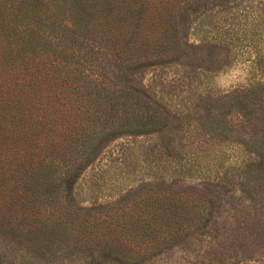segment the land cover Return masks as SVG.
I'll return each instance as SVG.
<instances>
[{"label":"rangeland","instance_id":"374dc122","mask_svg":"<svg viewBox=\"0 0 264 264\" xmlns=\"http://www.w3.org/2000/svg\"><path fill=\"white\" fill-rule=\"evenodd\" d=\"M149 1L171 10L196 46L190 60L171 52L130 76L172 122L162 133L109 141L69 196L71 211H92L76 220L65 217V203L50 206L46 213L71 230L44 249L9 231L22 227L23 209L16 182L0 177V264H264V0ZM60 44L79 49L67 36ZM97 52L87 59L99 65ZM36 144L29 154L16 149L22 176L40 154ZM8 151L0 141V173ZM169 212L179 215L174 230L162 221ZM123 217L150 220L147 241H123L113 228ZM107 235L122 246L101 248Z\"/></svg>","mask_w":264,"mask_h":264},{"label":"trees","instance_id":"16d2710c","mask_svg":"<svg viewBox=\"0 0 264 264\" xmlns=\"http://www.w3.org/2000/svg\"><path fill=\"white\" fill-rule=\"evenodd\" d=\"M185 31L171 10L152 8L149 0H0V141L9 150L0 177L16 182L15 200L23 209L22 227L11 226V233L39 249L60 241L71 226L46 210L65 203V217L76 220L92 211H71L69 196L103 147L119 137L167 129L171 113L130 76L171 52L192 59L196 46L185 40ZM63 36L79 49H63ZM96 51L105 55L99 65L87 59ZM31 141L40 154L22 176L18 167L25 162L18 163L16 149L22 144L29 154ZM162 215L168 230L176 229L179 215ZM113 228L123 241H147L153 231L141 217H123ZM100 243L104 250L122 246L112 245L110 235Z\"/></svg>","mask_w":264,"mask_h":264}]
</instances>
